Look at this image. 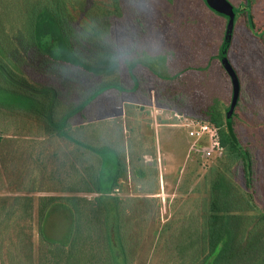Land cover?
I'll return each mask as SVG.
<instances>
[{
	"label": "rangeland",
	"instance_id": "obj_1",
	"mask_svg": "<svg viewBox=\"0 0 264 264\" xmlns=\"http://www.w3.org/2000/svg\"><path fill=\"white\" fill-rule=\"evenodd\" d=\"M173 1L172 6L168 4L157 11L161 18L154 25L155 37L150 43L141 34L143 31L150 34V29L141 30L128 17L111 19V35L107 40H114L124 51L134 46V56L138 53L153 59L163 56L165 73L174 77L170 85L175 94L168 93L167 83L144 69L138 71L139 83L135 89L120 73L122 83L126 84L125 92L103 93L91 100L81 116L72 119L71 131L86 127L95 145L125 144L126 153L121 156L130 164L118 191L112 178L117 172L118 158L108 147L102 149L100 156L102 179L98 194L89 192L93 186L85 178L87 172L82 166L70 169L67 165L66 171L58 170L59 160L52 154V147L47 149L49 155L42 163L41 178L22 177L21 141L43 138L53 142L66 139L67 135L72 138L76 133L68 131L61 138L55 130L44 131L43 125L39 130L36 123L0 113V264H48L53 256L56 261L60 259L61 249L50 248L48 243L55 241L59 245L58 242L65 240L60 244L68 246L74 221L65 206L71 207L61 200L52 206L50 218L42 226L43 238L39 233L42 225L39 210L40 198L44 196H74L85 206L86 201L95 204V199L106 194L119 198L125 208L123 222L130 221L133 226L128 264H210L211 243L222 232L219 226H214V215L229 222L231 237L226 251L241 250L264 234V36L252 35L247 18L250 13L256 34L264 31V0H250V7L246 0H226L236 10H242L234 16L230 37L226 36L230 18L213 9L209 0ZM34 2L38 9V0ZM0 5L9 16L3 17L5 23L0 26V57H13L16 70L31 82L58 87L65 102L79 103L91 95L100 78L69 66L63 70L49 68L33 50L27 51L29 46L22 45L25 38L18 36L23 29L22 20L14 17L11 8L19 7L22 14L27 7L24 0H0ZM165 30L171 35L168 41L160 37ZM131 35L136 36L137 47ZM43 45L56 53L59 51L51 38L44 39ZM224 55L229 57L240 82L242 101L235 112L236 130L252 152L253 189L247 188L240 163L226 155L215 161L203 159L197 151L200 146L186 136L185 118L191 111L185 97L190 91L203 94L223 112L231 110L234 89L222 66ZM157 63L153 61L160 70ZM6 101L21 108L13 98ZM74 137L82 141L86 138ZM157 137L161 140L159 147L162 141L177 144L181 160H173L167 150L169 146L162 145V162L157 160L158 155L142 159L145 152L153 154V140ZM158 171L160 182L162 174L163 191L159 199H154L147 196V191L157 187ZM213 195L219 201L218 212L211 205ZM25 197L32 200L17 199ZM86 249H90L89 243Z\"/></svg>",
	"mask_w": 264,
	"mask_h": 264
},
{
	"label": "trees",
	"instance_id": "obj_2",
	"mask_svg": "<svg viewBox=\"0 0 264 264\" xmlns=\"http://www.w3.org/2000/svg\"><path fill=\"white\" fill-rule=\"evenodd\" d=\"M246 1L247 7H250V0ZM24 3L27 7L24 8L22 14L18 11L19 7H12L11 10H14L13 13L16 14L14 17L22 20L21 27L23 29L18 36H24L25 41L22 45L30 47L27 51L31 52L33 50L35 56L40 57L43 62L45 61L44 64L49 68L63 70V68L69 66L79 69L94 78H100L101 81L94 88L91 95L82 102H65L58 87L51 84L31 82L24 73L16 70L17 64L12 56L13 60L10 57L6 59L1 56L0 96L5 99L0 100V113L5 117L18 118L22 122L26 119L36 123L39 130L42 129L41 125H43L44 131L52 133L55 130L61 135V138L64 137L63 133L67 134L69 131V133H76V136H86L88 139L90 135L88 136L86 127L81 126L71 131L72 119L75 116H81L91 100L98 98L103 93L109 90L125 92L126 84L122 83L120 73L125 75L127 84L133 83L135 89L139 83L138 71L144 69L152 77L154 76L162 80L161 82L167 83L165 89L168 93L170 91L173 92V95L175 94L173 87L170 85L174 77L165 73L162 66L163 56H159L157 59L145 57L139 53V55L134 56L136 54L133 50L134 46L132 48L130 45L124 51V47L119 46L114 40H107L111 35V19L113 17H128L132 24L141 30L150 29V34H146L144 31L141 33L144 35L145 42L150 43L155 37H153V28H156L154 25L161 18L157 16V11L168 6V4L172 6L175 3L174 1L38 0V9L34 0H24ZM159 3L162 5L160 6ZM2 11L0 5V26L5 23L3 17H9ZM247 18L252 35L254 37L264 36L263 30L258 34L254 31L255 24L250 13L247 14ZM130 37L137 47L136 36L131 35ZM160 37L168 41L171 38L169 30H165L164 33L160 34ZM46 38H51L57 44L58 53L44 47L43 40ZM13 56L15 55L13 54ZM224 58H227L231 63L229 57L224 55ZM153 61L158 62L157 65L160 66V70L153 65ZM187 90L189 92L190 89ZM6 98H13L21 108L12 107L13 103L6 101ZM185 100L188 102L191 111L189 117L206 120L219 127L225 155L242 165L245 184L248 189H253L254 161L252 152L245 146L236 130L238 118L235 112L242 101L240 82L239 97L232 113L229 110L223 112L203 94H197L196 92L190 91L186 94ZM26 107L29 109L23 110ZM75 135L72 138L67 135L66 139L84 145V143H81L82 140L74 137ZM97 149L99 150V148ZM146 153L149 152H145L143 156ZM117 157L118 168L113 181L114 189H118L120 180L127 176L126 172L128 164H130L127 159L125 162L126 157L123 158L121 153ZM94 160L96 163L98 158L95 157ZM86 178L93 186L91 190L100 193L98 170H88ZM17 199L32 200L31 197ZM40 200L42 205L39 210V221L42 225L39 233L43 238V223H46L50 218L48 215L57 201H64L71 207L67 208L65 206V209L72 215L74 221V226L69 235V243H67L68 246L60 244L64 243L65 240L58 242L59 245H55V241H49L50 248L53 246L58 247L56 250L61 249V257L56 261L53 256L48 264H122V262L128 264L132 247L133 226L130 221L123 222L125 208L119 198L106 194L95 199V204L91 205L86 201V206L80 205L82 201L74 196L65 198L44 196ZM211 205L215 212L219 211V201L214 195ZM89 211L91 214H89ZM213 223L215 227L219 226L222 232L211 243L210 253L213 258L210 264H264V234L260 238L248 242L241 250L226 251L228 240L231 237L229 222L223 221L218 215H214ZM86 243L90 245L89 250L86 249ZM52 254L55 255V251Z\"/></svg>",
	"mask_w": 264,
	"mask_h": 264
},
{
	"label": "crops",
	"instance_id": "obj_3",
	"mask_svg": "<svg viewBox=\"0 0 264 264\" xmlns=\"http://www.w3.org/2000/svg\"><path fill=\"white\" fill-rule=\"evenodd\" d=\"M186 136L188 139H190L188 136V132ZM156 140H157V145H156ZM160 141L161 140H158V137L155 139V141L153 140V151H152L153 154L146 153V155H144L142 158L144 159L145 156L152 157L154 155L155 156L158 155L159 157L157 156V160H159V162H162L161 160L162 154L160 151V147L162 145L163 147L169 146L167 150H169V153L171 154L173 160L175 161L181 160L179 146L176 147L177 144L168 141L164 143L162 141L161 142L162 144L159 147L158 142ZM81 143H84V145H79V143H77L76 141L69 139H58L53 142H49L48 140L43 138H34V139L29 138L28 140L21 141V146H22L21 156L23 161L22 177L28 179L41 178L40 172L41 173L44 172V165L42 166V163L44 162V158L47 155H49L50 151L48 152L47 149L51 147L53 148L54 151L52 154L59 160V164L57 165L58 170L65 169L66 171L68 166L70 169L72 168L78 169L80 166H82V169L85 170L88 175V170L97 169L99 174V179H102L101 165L99 162L102 161V159H100L101 158L100 156L102 149L104 147H108L113 152H115L117 154L115 155V157H117L119 153H121L123 156L126 153L125 144H122V146L115 143L110 145L109 144L95 145L92 138H88V139L86 138L83 141H81ZM97 148H99V150ZM95 157H97L98 160L100 159L99 161L97 160L96 163L94 160ZM113 176L115 177V174ZM113 176L112 178H114ZM157 181H158L157 187L153 190L147 191V196H153L154 199H159L161 195V190L163 191L162 174H161V182H160L159 171H158ZM115 190L118 191L119 189H115ZM89 192H92V190L89 189ZM93 193L98 194L95 191H93Z\"/></svg>",
	"mask_w": 264,
	"mask_h": 264
},
{
	"label": "built area",
	"instance_id": "obj_4",
	"mask_svg": "<svg viewBox=\"0 0 264 264\" xmlns=\"http://www.w3.org/2000/svg\"><path fill=\"white\" fill-rule=\"evenodd\" d=\"M187 132L194 145H199L198 152L203 159L219 160L225 156L224 148L221 144L220 129L209 121L185 118Z\"/></svg>",
	"mask_w": 264,
	"mask_h": 264
},
{
	"label": "water",
	"instance_id": "obj_5",
	"mask_svg": "<svg viewBox=\"0 0 264 264\" xmlns=\"http://www.w3.org/2000/svg\"><path fill=\"white\" fill-rule=\"evenodd\" d=\"M209 3L213 9H215L216 11L230 18L228 27H227V33H226V36L230 37L233 26H234L235 13H234L233 6L226 0H209ZM222 65L225 71L227 72V74L230 76L232 83H233L234 91H233V100H232V105H231V110H230V112L232 113L237 103L238 97H239V81H238V77L231 63L229 62L227 58L222 59Z\"/></svg>",
	"mask_w": 264,
	"mask_h": 264
},
{
	"label": "flooded vegetation",
	"instance_id": "obj_6",
	"mask_svg": "<svg viewBox=\"0 0 264 264\" xmlns=\"http://www.w3.org/2000/svg\"><path fill=\"white\" fill-rule=\"evenodd\" d=\"M250 4H252V2H251ZM239 10H240V9H239ZM239 10H236V8H234V13H235V14H238V13H239V15H240L241 12H240ZM234 16H235V15H234Z\"/></svg>",
	"mask_w": 264,
	"mask_h": 264
}]
</instances>
